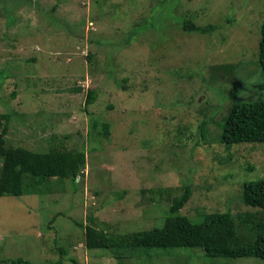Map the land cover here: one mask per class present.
Returning <instances> with one entry per match:
<instances>
[{"label":"rangeland","instance_id":"rangeland-1","mask_svg":"<svg viewBox=\"0 0 264 264\" xmlns=\"http://www.w3.org/2000/svg\"><path fill=\"white\" fill-rule=\"evenodd\" d=\"M167 2L0 0L6 146L88 157L75 182L52 179L42 194L0 198V264H118L86 248L85 226L115 234L162 227L187 185L193 193L181 214L192 222L256 211L241 198L246 179L264 178V143L226 146L219 126L235 102L264 101V0ZM187 18L222 29L187 33ZM90 90L96 102L86 111ZM93 119L110 124V134L93 130ZM152 189L163 193L152 200ZM124 264L264 259L186 249L147 263L135 253Z\"/></svg>","mask_w":264,"mask_h":264},{"label":"trees","instance_id":"trees-1","mask_svg":"<svg viewBox=\"0 0 264 264\" xmlns=\"http://www.w3.org/2000/svg\"><path fill=\"white\" fill-rule=\"evenodd\" d=\"M173 2L178 3V0H169L167 3ZM182 29L187 33L208 35L219 32L222 26H199L187 18ZM92 58L93 56L89 59ZM258 62L260 74L264 79V25L261 28ZM0 80L4 82L5 77L0 76ZM12 96L16 97V92ZM95 102L96 91L90 90L85 110ZM10 120L9 112L0 115V198L39 195L43 193L41 184L52 179H70L75 182L85 171L88 160L85 152H35L24 147H7L5 135ZM91 127L93 130H99L100 136L106 137L110 134V124L100 125L93 119ZM219 127L221 142L226 146L264 143V101L235 102L224 124ZM149 193L153 196L151 199L155 200L158 194L161 196L163 190L152 189ZM192 193L190 185H187L183 194L174 198L162 227L115 234L85 226L86 248L107 251L118 264H124V260L135 253L147 263L152 254L171 256L186 249H200L217 259H264V178L246 179L243 183L241 200L245 206L256 210L255 212H215L205 215L202 221L195 223L181 214ZM240 225L243 228H239ZM12 263L31 264L24 259L14 260ZM45 264L63 262L61 259L56 263Z\"/></svg>","mask_w":264,"mask_h":264}]
</instances>
